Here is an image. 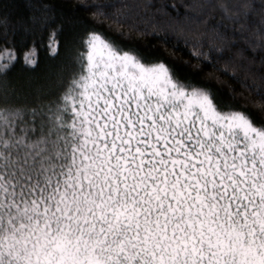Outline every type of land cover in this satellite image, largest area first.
<instances>
[{
	"label": "snow or ice",
	"instance_id": "6c2138e0",
	"mask_svg": "<svg viewBox=\"0 0 264 264\" xmlns=\"http://www.w3.org/2000/svg\"><path fill=\"white\" fill-rule=\"evenodd\" d=\"M257 7L238 0L229 19ZM73 24L44 19L53 59L62 32L75 49L47 100L11 84L16 51L0 47V264H264V122ZM226 39L206 25L192 54L211 62ZM239 83L264 99V74Z\"/></svg>",
	"mask_w": 264,
	"mask_h": 264
},
{
	"label": "trees",
	"instance_id": "16d2710c",
	"mask_svg": "<svg viewBox=\"0 0 264 264\" xmlns=\"http://www.w3.org/2000/svg\"><path fill=\"white\" fill-rule=\"evenodd\" d=\"M155 7L145 10L142 4ZM238 0H0V12L9 17L8 43L0 27V47L16 51L15 66L8 74L11 84L27 88L31 102L39 93L47 100L59 94H45L49 78L54 79L61 63H66L75 49L66 50V33L59 36L60 51L54 59L48 50L50 28L43 27L45 17L60 19L71 16L78 37L95 30L119 43L125 50L136 49L148 60H163L182 80L212 90L221 104H231L250 113L256 123L264 122V99L254 90L241 88L239 81L264 74V12L257 7L249 24L233 22ZM259 4L260 0H249ZM111 5L110 7H104ZM124 5H129L125 8ZM227 9V11H226ZM95 14V15H94ZM35 18V23L33 22ZM244 27H241V25ZM206 25H216L228 39L217 41L215 59L206 62L192 54V45ZM52 25L51 27H55ZM35 48L34 65L24 62V53ZM2 87V85H0ZM24 97H21V101Z\"/></svg>",
	"mask_w": 264,
	"mask_h": 264
}]
</instances>
